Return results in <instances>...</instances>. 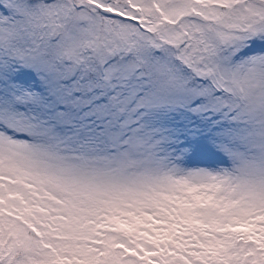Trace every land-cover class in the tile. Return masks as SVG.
Returning a JSON list of instances; mask_svg holds the SVG:
<instances>
[{
  "label": "snow or ice",
  "instance_id": "6c2138e0",
  "mask_svg": "<svg viewBox=\"0 0 264 264\" xmlns=\"http://www.w3.org/2000/svg\"><path fill=\"white\" fill-rule=\"evenodd\" d=\"M0 264H264V0H0Z\"/></svg>",
  "mask_w": 264,
  "mask_h": 264
}]
</instances>
